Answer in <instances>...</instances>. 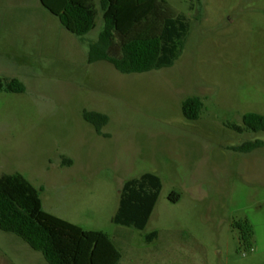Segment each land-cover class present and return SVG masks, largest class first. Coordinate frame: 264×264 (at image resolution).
I'll list each match as a JSON object with an SVG mask.
<instances>
[{"label":"rangeland","instance_id":"374dc122","mask_svg":"<svg viewBox=\"0 0 264 264\" xmlns=\"http://www.w3.org/2000/svg\"><path fill=\"white\" fill-rule=\"evenodd\" d=\"M167 3L190 24L182 56L170 68L125 75L88 63L104 28L99 0L96 28L84 38L40 0H0V76L27 88L0 93V177L23 175L43 189L45 212L107 234L120 264H264V148L234 150L264 141V132L230 127L264 115V0ZM192 97L205 103L197 121L183 114ZM85 111L109 116L107 137ZM145 174L162 181L147 227L116 225L125 183ZM241 220L254 229L249 250L233 229ZM0 264L49 263L0 230Z\"/></svg>","mask_w":264,"mask_h":264},{"label":"trees","instance_id":"16d2710c","mask_svg":"<svg viewBox=\"0 0 264 264\" xmlns=\"http://www.w3.org/2000/svg\"><path fill=\"white\" fill-rule=\"evenodd\" d=\"M41 5L57 17L63 27L79 38L96 28L97 0H40ZM104 28L96 42L89 44L88 63L108 62L122 74H144L174 66L182 56L190 30L188 19L174 16L167 0H99ZM26 85L18 78L0 76V93L24 94ZM205 103L200 97L187 99L182 106L184 116L197 121ZM84 120L92 124L100 136L109 124L106 114L85 111ZM245 131L264 132V115L248 113L243 126H230ZM264 148V141H248L234 148L251 153ZM72 165L71 160L65 161ZM41 190L23 175L0 177V230L16 235L49 264H120L122 254L111 238L100 231H87L43 209ZM162 191L161 179L145 174L125 183L120 206L113 219L116 225L144 230L154 212ZM170 199L178 203L181 196L173 192ZM240 249L249 250L254 229L248 220L236 221ZM154 232L147 237L152 242Z\"/></svg>","mask_w":264,"mask_h":264}]
</instances>
